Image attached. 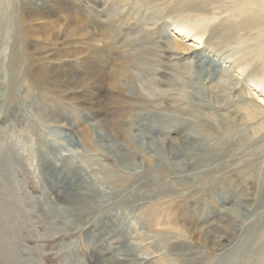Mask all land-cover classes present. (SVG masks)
<instances>
[{
	"label": "rangeland",
	"instance_id": "rangeland-1",
	"mask_svg": "<svg viewBox=\"0 0 264 264\" xmlns=\"http://www.w3.org/2000/svg\"><path fill=\"white\" fill-rule=\"evenodd\" d=\"M63 6L0 0V264H264L261 238L248 254L241 252L253 243H240L264 220V87L250 82L255 69L264 83V33L226 40L207 33L202 50L175 55L155 46L176 40L169 29L158 32L160 21L144 47L158 72L168 67L176 78L162 83L157 71L140 70L134 88L121 81L126 93L107 94L133 108L125 134L116 136L102 128L95 99L58 79L71 66L82 71L80 60H58L60 35L41 31L57 20L100 33L96 22L104 18L84 0ZM41 7L50 8L48 20ZM227 15L214 25L232 21ZM112 49L124 53L118 42ZM247 60L250 68L237 76ZM119 104H107V113ZM244 109L255 110L256 120ZM249 165L255 168L243 180L237 171ZM162 186L172 194L159 197Z\"/></svg>",
	"mask_w": 264,
	"mask_h": 264
},
{
	"label": "bare ground",
	"instance_id": "bare-ground-1",
	"mask_svg": "<svg viewBox=\"0 0 264 264\" xmlns=\"http://www.w3.org/2000/svg\"><path fill=\"white\" fill-rule=\"evenodd\" d=\"M48 1H50V4H57L60 7H62L66 3V0ZM84 1L88 4L92 12H96L99 17L104 18L103 21L98 20V22H96V27L99 29L101 34L98 33V31L95 33H93V31L91 32V30H89V23H83V29L77 27L80 28L77 30V28L74 27L70 29L71 25L69 26L68 22L67 24H63L57 20L52 21V28H41V31L48 30L51 37L57 39L58 35H60V40L58 42L61 43L65 48L64 52L55 54V57L58 58V60L70 61L72 58L80 60L82 71L71 66V72L69 74H64L63 76L58 77V79H64V82L67 84L81 87L83 90L82 97L84 100L90 102L95 99V102L99 107L96 110H93L97 115H99V120L102 128L104 127L105 130L111 132L116 136L125 134L126 127L130 121L129 119L133 108L130 107V105H127L129 103L127 100L125 101L124 99H121L119 104L114 99V97H110V95L107 94L122 96V94L126 93L127 89L124 88L121 81L126 82L129 88H134V86H136L137 83H140L144 78L137 73V71L140 70L145 71L147 69L157 71L156 73L159 77V82L162 83L164 82V79L173 81L174 77L176 78L175 75L171 76L167 72L168 67H161L162 70L158 72V70H156L155 68L154 63L150 61V58L155 56L153 55V50L144 47L145 43H150L151 41H153V34L151 33V31L154 32V35L156 34L155 28L160 21L163 20V23L161 24L162 26L160 28H157L158 32L160 31L161 34H164L169 29L173 32H171V36H175L176 40L169 41L167 46H165V44L163 43L155 46L159 49H167L170 52H174L175 55L189 54L194 51L196 52L198 50H202L201 45L203 37L207 33H209L210 39L218 40H226L230 37L241 38L243 36H249L250 32L253 31H255L257 35L264 33V0ZM98 4L100 9H97ZM44 6L46 5H42V7ZM46 7L44 9H38V13L41 14L42 19L44 18L45 20H48L50 18L51 10L49 7ZM143 8L144 10H142ZM226 13L228 14L226 19L233 20L215 26L214 22L217 20V18L220 15ZM169 19L171 20V24L167 25L165 22ZM33 21L37 22L38 20ZM21 35L23 38H25L28 34L22 32ZM178 37L186 39V41H189V44L186 45L180 40H177ZM82 40L85 41L83 42ZM114 42H118L122 45L124 53L116 52L114 51V49H112V45ZM155 43L157 42H154V44ZM132 49H135L134 51H136V56H134V54L132 53ZM172 56L173 55L168 57L172 58ZM250 65L251 61L247 60L241 62L237 66V76L242 75L244 72L248 71ZM169 68H173V66H170ZM174 68L178 70L179 68H182V66H180L179 68L174 66ZM257 73L258 72L254 69V72L250 77V82L256 89H262L264 87L263 78L260 77V75ZM38 75L39 83L44 84V81L48 79V73L46 74L44 71H41L38 73ZM161 87H164V84H161ZM90 88H97L95 89L96 93H92L90 91ZM106 91L107 93H105V95L104 92ZM222 95L224 96V93ZM164 103L168 104L169 102L167 100H162L160 102V104ZM107 104H119L120 106L115 113H107L105 107ZM122 105L124 108L122 107ZM243 113L244 117L249 121L256 120L255 110L244 109ZM105 114L110 115V117L108 119H105ZM150 128L151 130H159V128L155 126H151ZM253 128V131L256 133L260 131V129H258L256 126ZM44 162L45 161H43V163ZM50 163V161H46V164L44 163V166H47ZM249 167L250 165L237 171V173L243 180L247 179L249 177V174H251V171L248 169ZM43 168L48 173H51L52 169H54V166L51 163L49 167ZM259 170L262 171L260 165L258 166V171ZM53 183H55V181ZM172 192V186H162L157 189V195L159 197L172 194ZM259 192V202L261 205L264 203V177L262 178V176L260 178ZM90 193L96 194V192L94 193V191H90ZM133 196L139 198L142 195H140L139 193H133L131 194V197ZM90 199V197L84 200L81 199L77 203H75L76 200L74 201L73 199L74 202H72L71 206H74L75 204H85ZM85 210L89 211L87 208H85ZM73 211L75 212V210L70 208L67 213L74 214ZM261 233H264V220H256L251 228H248L245 231V234L244 236H242L240 243H245L247 242V240L253 243L255 241H259L258 239L260 238L261 242L264 243V236L259 235ZM251 249H254V243L251 244V248L247 252L246 249H243L241 253L248 254L249 252H251ZM234 258L235 257H233L232 259Z\"/></svg>",
	"mask_w": 264,
	"mask_h": 264
}]
</instances>
